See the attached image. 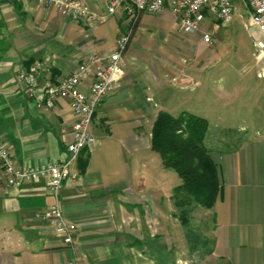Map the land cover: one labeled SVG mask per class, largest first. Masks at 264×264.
Returning a JSON list of instances; mask_svg holds the SVG:
<instances>
[{
  "label": "crops",
  "instance_id": "0c3cea01",
  "mask_svg": "<svg viewBox=\"0 0 264 264\" xmlns=\"http://www.w3.org/2000/svg\"><path fill=\"white\" fill-rule=\"evenodd\" d=\"M80 1L107 13L108 0ZM129 34L124 76L96 111L94 145L73 167L79 181H68L55 195L46 179L13 187L0 168V264H175L176 235L184 227L175 190L182 180L152 149L161 112H188L209 122L205 145L222 186L212 209L200 207L213 221L207 259L264 264V83L252 87L244 103L235 95L240 129L228 131L234 140L226 130L211 134L205 81L215 52L201 33L180 31L170 10L138 19L119 11L95 24L64 17L36 0H0V141L20 168L66 161L76 120L71 100L38 105L19 74L41 62L43 80L70 77L88 56H109ZM258 70L257 78L264 79ZM93 80L83 82L84 93ZM221 87L224 98L233 96ZM56 203L77 224L72 245L41 218Z\"/></svg>",
  "mask_w": 264,
  "mask_h": 264
},
{
  "label": "built area",
  "instance_id": "2783aa9c",
  "mask_svg": "<svg viewBox=\"0 0 264 264\" xmlns=\"http://www.w3.org/2000/svg\"><path fill=\"white\" fill-rule=\"evenodd\" d=\"M46 8L57 11L64 17L74 20H86L90 23H103L108 17L122 11L131 18L138 19L140 14H160L170 10L178 19L180 31L188 34L201 33L204 42H212L211 35L202 29L207 19L231 23L237 7L236 0H108L107 13L99 15L92 7L80 0H36ZM249 13L246 24L249 30L259 31L255 43L256 65L258 77L264 78V0H240ZM130 35L122 36L118 41V49L109 56L92 54L79 65L74 75L61 79H42L46 67L43 63H35L28 71L19 74V81L25 86L28 95L38 104L54 107L59 99H70L75 122L73 125V141L68 146L69 158L60 163L44 167H23L16 165L9 149L0 141V168L7 175L9 185L19 187L24 181L46 179L50 190L58 195L68 181L78 182L80 175L73 170L82 151L94 145L96 139L92 133V124L96 111L102 101L118 88L124 76L122 53L125 52ZM90 76L94 80L89 92L84 93L81 85ZM52 233L61 237L67 245L74 243L77 224L70 221L56 203L47 208L41 215ZM69 264H76L72 261Z\"/></svg>",
  "mask_w": 264,
  "mask_h": 264
},
{
  "label": "rangeland",
  "instance_id": "374dc122",
  "mask_svg": "<svg viewBox=\"0 0 264 264\" xmlns=\"http://www.w3.org/2000/svg\"><path fill=\"white\" fill-rule=\"evenodd\" d=\"M236 7L237 11L233 22L221 23L210 18L202 27L211 35L212 42L207 44L212 52H215L207 63L211 69V76L205 81L208 100L211 102L209 105L210 114H208L211 134L216 135L218 131L226 130L228 136L232 135V140L236 137L233 136V133H228V131L231 132L229 129H232V132L240 129V123L235 121V95L240 96L244 103L250 96V89L256 84L264 83V79H259L256 76L258 67L255 60V43L259 37H263V34L247 28L249 13L240 0H236ZM221 85L226 86L227 91L233 96L224 98L220 92ZM258 130L259 128L255 126L253 132L256 134ZM218 136L216 146L221 140ZM183 213L182 210H178L180 226L183 225V221L180 219L181 215H185ZM187 217L189 224L182 226L183 228L180 227V234L176 235L178 249L175 264H224L207 259L210 252L208 231L213 226L211 214L196 207Z\"/></svg>",
  "mask_w": 264,
  "mask_h": 264
},
{
  "label": "trees",
  "instance_id": "16d2710c",
  "mask_svg": "<svg viewBox=\"0 0 264 264\" xmlns=\"http://www.w3.org/2000/svg\"><path fill=\"white\" fill-rule=\"evenodd\" d=\"M208 130L207 119L188 112L176 117L161 112L153 126L152 149L182 180L175 190V205L185 214L180 218L184 226L191 210L212 209L221 190L217 165L205 145Z\"/></svg>",
  "mask_w": 264,
  "mask_h": 264
}]
</instances>
